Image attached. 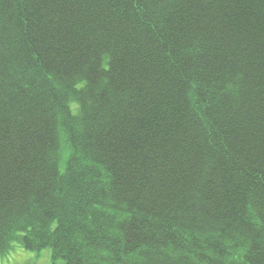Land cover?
I'll return each instance as SVG.
<instances>
[{"label": "trees", "instance_id": "obj_1", "mask_svg": "<svg viewBox=\"0 0 264 264\" xmlns=\"http://www.w3.org/2000/svg\"><path fill=\"white\" fill-rule=\"evenodd\" d=\"M264 264V0H0V258Z\"/></svg>", "mask_w": 264, "mask_h": 264}, {"label": "rangeland", "instance_id": "obj_2", "mask_svg": "<svg viewBox=\"0 0 264 264\" xmlns=\"http://www.w3.org/2000/svg\"><path fill=\"white\" fill-rule=\"evenodd\" d=\"M37 254V251L30 252L22 248L19 242H15L11 253L0 258V264H65L63 259H58L53 263L50 249L42 250L38 259Z\"/></svg>", "mask_w": 264, "mask_h": 264}]
</instances>
